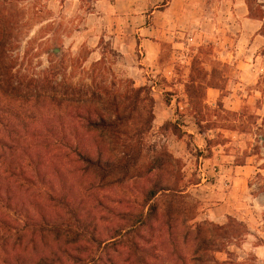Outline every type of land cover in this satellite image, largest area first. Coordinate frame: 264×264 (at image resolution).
I'll use <instances>...</instances> for the list:
<instances>
[{
  "label": "rangeland",
  "instance_id": "rangeland-1",
  "mask_svg": "<svg viewBox=\"0 0 264 264\" xmlns=\"http://www.w3.org/2000/svg\"><path fill=\"white\" fill-rule=\"evenodd\" d=\"M105 1L112 0H0V24L9 34L5 45L14 85L24 91L32 89L33 80L41 84L49 72L56 76V83L84 90L108 88L122 93L143 87L134 83L131 70L109 41H92L100 36L101 25L106 31L112 25L101 17L106 11ZM150 9L138 4L134 15L149 14ZM202 9L208 12L203 37L191 47L189 70L185 65L178 69L179 81L186 80L181 77L191 69L189 79L198 83L191 86L194 100L183 89L186 98H178L171 119L161 125H147L150 129L145 127L142 140L127 147L125 158L133 164L125 180L113 183L116 178L112 177L100 183L97 177L85 176L74 163L60 157V144L53 140L43 145L50 147L42 152L53 150L49 153L57 154L54 166L46 162L38 166L30 163V155L22 157L24 161L17 162L26 165L27 179L18 171L11 176L2 167L0 219L21 231L17 236L27 242L29 258L50 257L56 250L51 247L56 238L61 243L73 237L64 246L68 255L57 264H125L126 249L117 244L125 241L123 234L130 230L135 215L143 211L151 182L165 175L171 182L177 177L179 188L195 204L196 214L188 218H194L192 224L222 226L228 217L236 219L247 227L248 235L240 245L230 244L228 252L240 262L256 258V264H264V0H207ZM246 19L254 21L252 26H246ZM147 23L152 24V20ZM133 24L139 26V21ZM164 49L167 56V44ZM238 53L240 58L235 62L233 57ZM239 62L248 67L238 69ZM200 83L220 89L217 103H207L205 87ZM157 84L162 90L169 87L163 79ZM145 86L153 97L154 91ZM179 92L173 89L163 94V100L170 104ZM141 98L137 118L145 120L147 115L141 109L148 111L149 103L145 94ZM42 106L23 104L19 110L38 116L36 124L40 126H56L38 122L43 113L56 109ZM156 112L155 101L154 116ZM195 123L201 124L203 136ZM11 125L19 126L14 121ZM3 127L0 125V130ZM127 127L138 129L133 123ZM205 139L211 140L209 146ZM40 147L36 146V151ZM115 153L117 162L121 156ZM158 159L165 163L162 172L152 170ZM36 167H40L41 178L35 177ZM60 194L63 196L58 198ZM66 196L76 202L68 209L61 206ZM185 220L177 218L178 222ZM42 227L57 230V236L45 232L42 239L38 235ZM217 257L225 260L227 255Z\"/></svg>",
  "mask_w": 264,
  "mask_h": 264
},
{
  "label": "trees",
  "instance_id": "trees-1",
  "mask_svg": "<svg viewBox=\"0 0 264 264\" xmlns=\"http://www.w3.org/2000/svg\"><path fill=\"white\" fill-rule=\"evenodd\" d=\"M2 28L0 24V125L4 126L0 130L2 159L0 170L4 167L3 171L11 176H15L14 171H18L27 179L26 165L17 161L28 155L30 163L33 161L40 166L46 162L54 166L52 161L57 154L49 153L53 150L42 152L45 148L43 145H48L53 140L60 144L58 149L60 157L74 163L73 165L85 176L97 177L100 183L112 177L116 178L113 183H120V179L125 180L126 173L133 164L132 160H126L128 154L125 152L132 142L137 144L142 140L147 131L145 127L148 128L147 125H152L155 120V101L150 89L146 86L139 88L131 86L132 88L122 93L108 88L84 90L56 83V76L48 72L49 75L45 76L41 84L33 80V88L27 87L24 91L13 83L9 50L5 45L9 34ZM194 85H198L197 81L190 78L185 86L191 100H194L190 95L193 93L191 86ZM200 86L205 87V96L209 88L220 90L215 85L204 86L200 83ZM142 94L146 95V101L149 103L148 111L141 109L147 115L145 120L137 118ZM31 103L38 106L42 104V108L45 106L56 108L43 115L39 114L42 116L38 121L43 124L55 123L56 126H40L36 124L38 116L19 110L23 104ZM61 109L64 111L61 112ZM24 115L27 118L23 117ZM27 120L32 121V124L28 126ZM12 121L19 126H12ZM132 123L134 126L137 124L138 129L130 130L127 127ZM195 125L200 131L199 134L203 136L201 124ZM205 141L209 146L211 140ZM36 146H41L40 150L36 151ZM49 147L46 146L45 149ZM115 152L121 156L117 162L114 160ZM7 158L9 160L5 162ZM167 159L172 162L170 156ZM164 165L163 159H158L152 170L162 172ZM39 168H35V177L41 178ZM179 182L177 177L175 182H171L165 175L156 176L151 182L150 189L145 194L143 211L135 215L129 231L125 234L119 232V236L123 234L125 240L117 244L126 249L125 264H256V258L240 262L236 256L228 252L230 244L240 245L243 238L248 235V229L243 223L231 217H228L227 223L222 226L191 223L194 218H188L196 214L197 208L188 201L189 197L184 195L183 188H179ZM62 196L60 194L58 198ZM72 203L75 204V200L66 196L61 206L68 209ZM42 217L46 220L44 216ZM181 217L186 220L178 222L177 218ZM8 223L0 219L3 228V232L0 233V264L63 263V256L67 254L64 246L71 243L73 237L66 238L61 243L56 238L55 244L51 246L56 250L50 253L52 255L50 257L29 258L27 242L23 237L17 236L21 231L11 228ZM44 227L38 229L39 237L43 239L41 233L45 232L57 236V230L49 231ZM223 253L227 255L225 260L217 257Z\"/></svg>",
  "mask_w": 264,
  "mask_h": 264
},
{
  "label": "crops",
  "instance_id": "crops-1",
  "mask_svg": "<svg viewBox=\"0 0 264 264\" xmlns=\"http://www.w3.org/2000/svg\"><path fill=\"white\" fill-rule=\"evenodd\" d=\"M206 1L112 0L104 2L106 11L101 17L104 20L112 21V25L107 28V31L101 25L100 36L92 41L94 44L95 42L97 44L102 38L109 41L112 49L121 55L126 67L131 70L130 77L134 83L139 86L148 85L154 91L153 97L156 101L157 111L154 123L158 125L171 119L170 113L174 110L173 105L179 97L186 98L183 89L189 82L191 69L184 77H181L186 80L180 81L178 69L181 68V65H185L189 70L190 52L193 53L191 47L196 43V39L201 40L203 37V26L208 12L202 9V4ZM138 4L150 7L151 12L148 14L146 11L136 17L134 14ZM134 20L139 21V26L133 27ZM150 20H152V24L147 23ZM246 21L247 27L252 26L251 22H254L251 19H246ZM108 35L110 37L106 38ZM165 44L168 45L167 56L164 54ZM237 49L241 53V48ZM196 50L198 53L199 50ZM237 58H240L239 53L236 58L233 57L235 62ZM236 66L238 69H241L242 66L243 69L248 67L243 62L237 63ZM162 79L169 84L165 90L159 88L157 84ZM173 89H180V92L178 96L173 97L174 101L168 104L163 100V94L170 93ZM155 93L158 94L155 95ZM219 97V90L212 88L206 90L208 104L217 103ZM178 106L181 110L183 109L182 105L178 104Z\"/></svg>",
  "mask_w": 264,
  "mask_h": 264
}]
</instances>
